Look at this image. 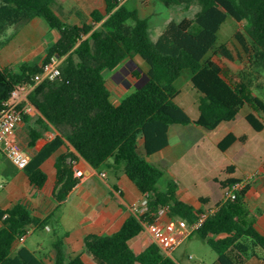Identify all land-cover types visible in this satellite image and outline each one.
<instances>
[{"label": "trees", "instance_id": "trees-1", "mask_svg": "<svg viewBox=\"0 0 264 264\" xmlns=\"http://www.w3.org/2000/svg\"><path fill=\"white\" fill-rule=\"evenodd\" d=\"M159 1L166 7L189 8L196 3L200 11L194 18L171 21L154 42L149 21L121 0H106V14L94 12L93 24L82 25L71 24L59 16L55 10L58 0H0V38L10 28L35 18L43 19L60 33L47 47L42 64L19 61L8 67L0 66L1 112L17 85L31 82L52 56L64 58L61 75L42 82L29 96L45 121L62 136L24 169L32 185L43 187L47 175L40 168L42 161L64 143L63 139L68 141L76 152L57 159L54 192L57 202L65 201L79 183L74 162L82 157L95 169H122L142 194H150L151 213L169 205L167 221L182 218L192 222L201 211L177 198L176 180L161 188L164 172L147 159L169 145L170 127L194 123L215 130L224 122L234 121L248 105L254 112L246 116L247 121L257 132L264 130V99L253 90L260 88L257 81L264 76V0ZM229 17L246 22L243 31L235 33L241 47L238 56L227 45L219 44L222 26ZM5 44L0 42V48ZM212 52L230 61L246 60L247 68L235 72L222 67L212 59ZM136 56L148 65L143 83L116 105L104 72L114 71ZM185 71L190 72L191 83L200 93L197 119H192L176 102L180 94L176 82ZM133 75L141 79V68ZM38 136L31 135L30 144ZM141 139L145 155L139 153ZM238 140L246 141L247 136L229 134L219 148L226 151ZM249 186L235 201L222 204L196 232L218 254L219 264H243L245 257L256 249L262 250L264 261V234L255 227V216L245 201ZM52 218V215L44 219L33 216L23 203L0 208V264H43L27 247L15 249L29 228H45L52 224ZM143 230L141 220L131 215L112 235L86 236L85 247L99 264H179L155 243L137 254L130 241ZM54 249V264H85L80 255L66 257L60 236Z\"/></svg>", "mask_w": 264, "mask_h": 264}, {"label": "crops", "instance_id": "crops-1", "mask_svg": "<svg viewBox=\"0 0 264 264\" xmlns=\"http://www.w3.org/2000/svg\"><path fill=\"white\" fill-rule=\"evenodd\" d=\"M122 3L130 9L137 10L141 18L149 21L150 37L154 42L159 39L171 21L181 22L185 18H194L200 11L196 3L189 8L184 5L166 7L159 0H125ZM56 6L55 10L61 18L76 25H82L83 22L79 20L81 16L86 17V23L93 24V13L99 11L105 15L107 8L106 0H58ZM68 15L72 16L71 20H68ZM226 24L235 26L237 31H243L246 26V22H237L229 17L221 31ZM99 25L100 23L97 24ZM0 66L5 67L1 63ZM138 67L143 72L141 79H144V72L148 67L140 56L125 61L116 69V74L113 75L116 85L110 84L113 86V89H110L114 91V96L111 94V97L116 105L126 97L125 89L132 88L138 80L133 75ZM120 74L125 78V83L129 84L127 88L121 85V79L118 78ZM253 90L258 95L257 89ZM242 110L234 121L224 122L215 130H208L194 123L172 125L169 129V145L148 156L147 159L160 168L164 176L166 173L169 181L178 182L177 198L196 211L218 205L223 199L224 188L231 181L255 174L245 201L255 216V227L264 234V130L257 132L247 121L246 116L254 112L250 106L247 105ZM25 116L16 130V139L32 160L62 135L55 126L45 121L36 108ZM218 131H221L220 134L215 135ZM229 134L237 137L246 135L247 140H238L226 151H222L219 144ZM31 135H39L33 144H30ZM254 137H258L256 146L248 149L247 146ZM63 140L64 143L48 154L40 165L41 170L47 175V181L41 188L32 185L25 170L17 168L0 150L2 179L0 208L8 209L17 203H23L29 207L33 216L41 219L53 216L52 224L45 228L31 227L32 233L38 229L54 232L55 240L48 253L43 255L38 253L44 249L43 243H38L35 249L26 245L29 236L24 242H19L15 250L25 246L41 258L43 264H54L56 255L54 243L60 236L63 238L68 259L80 255L85 264H99L85 247L86 236L112 235L118 232L129 216L133 215L130 206L140 202L143 194L122 169L113 170L110 167L95 169L80 157L74 163V171L79 183L65 201L57 202L54 197L57 159L65 153L76 152L68 141ZM215 148L223 152V158ZM139 153L145 155L143 139L139 141ZM256 162L261 163L255 165ZM241 163L246 167L242 168ZM152 243L154 241L151 234L144 228L130 241V246L138 254ZM180 247L174 254L178 253ZM262 256V250L256 249L255 253L245 257L243 264H264ZM177 262L184 264L181 261Z\"/></svg>", "mask_w": 264, "mask_h": 264}, {"label": "rangeland", "instance_id": "rangeland-1", "mask_svg": "<svg viewBox=\"0 0 264 264\" xmlns=\"http://www.w3.org/2000/svg\"><path fill=\"white\" fill-rule=\"evenodd\" d=\"M56 9L59 10V7L56 6ZM71 17V15H68V20H71ZM79 20L82 22L87 21L85 16H81ZM236 31L237 28L235 26L226 24L223 30L220 32L219 44L227 45L238 56L241 47L235 39ZM59 37V31L51 29L41 18H35L26 24L13 27L8 30L7 33L0 39V42H6V44L0 48V63L5 67L16 64L19 61H26L31 64H42L46 55L47 47L54 41H56ZM210 55L212 59H214L222 67H229L235 72L247 68L248 65L246 60L230 61L222 58L220 55L214 52H212ZM145 66L148 67L146 63ZM115 74L116 70H106L104 72V75L109 83L116 85L115 78L113 77V75ZM189 75L190 72L187 73V71H185L183 76L176 82L177 87L180 90V94L176 98V102L187 111L191 118L196 119L199 116L198 101L200 98V93L196 89H194ZM119 77L121 79V85H124L123 87L127 88L129 84L125 83V78L122 77L121 74L118 75V78ZM142 83L143 79L136 80L132 88L125 89V96L130 95L131 93L136 91L137 87L134 86H138ZM257 84L260 86V88L257 89V93L264 99V76L260 77L259 81H257ZM110 88L113 89V86L110 85ZM110 88L109 90L112 96H114V91ZM243 111L244 110H242V113ZM220 132L221 131H218V133H215V135H219ZM174 141L175 140H173V142ZM257 141L258 137L252 138L247 148H254ZM215 150L222 156L221 158L224 157L222 155V151L217 148H215ZM259 163L261 162H256V164H254L257 165ZM241 167L245 168L246 166L245 164L241 163ZM194 180L195 179H193V181ZM168 181V175L165 173L160 187L165 188ZM1 182L2 179L0 178V183ZM54 240L55 234L53 231L38 229L37 231L29 235V239L26 245H29L32 249H35L38 243H43L44 249L38 251L40 255H43L44 253L46 254L52 249L51 245ZM189 256H192V258H190ZM172 258H174L176 261H181L184 264H219L218 254L206 241H204L200 237L198 233L191 235V237L182 244L178 253H175Z\"/></svg>", "mask_w": 264, "mask_h": 264}, {"label": "built area", "instance_id": "built-area-1", "mask_svg": "<svg viewBox=\"0 0 264 264\" xmlns=\"http://www.w3.org/2000/svg\"><path fill=\"white\" fill-rule=\"evenodd\" d=\"M124 1L121 0V2ZM63 60L64 58L58 55L52 56L49 61L42 65L41 71L32 78L31 82L19 84L13 89L10 98L0 112V150L10 162L21 170L29 165L30 156L17 141L16 130L23 122L24 116L35 109V106L29 100L32 91L46 80L57 79L61 75ZM254 177L255 174H251L227 185L224 188L222 201L212 208L202 210L192 222L182 218L167 221L166 217L170 212L169 205L160 206L155 213H151L149 193L143 194L142 200L132 204L130 209L151 234L154 243L166 256L172 257L176 249L191 235L198 232L208 217L216 213L222 204L235 201L239 193L251 184ZM32 232V228H29L20 237V242H24Z\"/></svg>", "mask_w": 264, "mask_h": 264}]
</instances>
